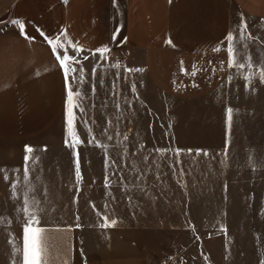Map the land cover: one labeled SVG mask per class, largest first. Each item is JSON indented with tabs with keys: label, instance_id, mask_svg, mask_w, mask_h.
<instances>
[{
	"label": "crops",
	"instance_id": "obj_1",
	"mask_svg": "<svg viewBox=\"0 0 264 264\" xmlns=\"http://www.w3.org/2000/svg\"><path fill=\"white\" fill-rule=\"evenodd\" d=\"M12 21L23 23L24 34ZM236 73L264 76V0H0V187L7 207L0 224L15 229L10 235L24 236L29 221L43 229L42 212L26 208L37 201L27 199L31 188L42 187L36 138L64 114L112 118L111 135L89 119L90 141L82 147L114 154L115 179L85 180L90 209L65 217L91 221L56 222L54 233L92 236L96 248L86 264L161 261L149 236L169 235L179 229L171 218L188 216L171 213L172 201H185L171 197L188 187L228 186L230 156L251 146L242 118L261 112L233 100ZM107 189L122 208L113 214L101 206ZM107 234L118 245L101 243ZM129 234L131 244H124L120 236Z\"/></svg>",
	"mask_w": 264,
	"mask_h": 264
},
{
	"label": "rangeland",
	"instance_id": "obj_2",
	"mask_svg": "<svg viewBox=\"0 0 264 264\" xmlns=\"http://www.w3.org/2000/svg\"><path fill=\"white\" fill-rule=\"evenodd\" d=\"M232 81L236 104H244L252 114L261 112V118H242L245 132L250 131L251 146L237 147L235 154L230 156L233 162L230 164L232 170L228 186L188 187L185 188L186 194L182 192L179 196L171 197L172 200L186 201H172L171 213L177 210L190 217L171 218V223L179 224V229L172 227L169 235L149 236L150 244L163 256L155 264H264V76L236 73ZM259 102L261 105H258ZM89 119H94L98 133L106 131L111 135L112 118H65L64 114L35 139L42 146L41 153L37 155L43 167L42 187L41 192L40 187L31 188L33 193L27 199L37 201L27 203L26 208L36 209L43 214L40 236L42 264H86L85 256L88 258L90 249L96 248L90 243L92 236L82 234L77 229L71 234L54 233L56 222L91 221L65 217L67 211L82 215L83 211L90 209L88 196L91 194L87 190L89 187L83 184L85 180L102 177L115 179L114 154L103 156L83 152L82 146L90 141L86 137L92 126ZM127 119L123 118V125L125 132L129 133ZM105 141L112 142L113 138L107 137ZM104 158L107 160L106 166L102 164ZM130 172L129 163H124L123 178L130 177ZM3 193L0 187V212L7 209ZM105 195L107 203L101 206H106L108 213L122 209L117 207L113 190L107 189ZM98 205L94 204L93 207ZM127 210L124 205V213ZM4 221L0 219V223ZM14 230L0 224V264H23L24 236L10 235ZM120 237L124 244H131L133 236L130 234ZM99 238L108 248L118 245L114 235H101Z\"/></svg>",
	"mask_w": 264,
	"mask_h": 264
},
{
	"label": "snow or ice",
	"instance_id": "obj_3",
	"mask_svg": "<svg viewBox=\"0 0 264 264\" xmlns=\"http://www.w3.org/2000/svg\"><path fill=\"white\" fill-rule=\"evenodd\" d=\"M12 23L17 24L19 23L20 25V31L22 34H24V25L22 22H18V21H12ZM41 35H43V33H41ZM226 39L231 42L232 40V34L229 33V35L226 37ZM49 43H52L51 40H49ZM170 43V41H169ZM101 52V54H103V52H106L107 49H101L99 50ZM59 59V57H58ZM70 58L65 55L63 57V59L60 60L61 66L62 68H64L65 73L67 75V72L70 71L71 69H68L67 67H65L64 65V61L69 60ZM85 59H87V57H85ZM129 71H139V69H130ZM78 95V94H77ZM69 99L71 100V93H69ZM229 114L231 113V109H228ZM69 124L71 126V121H69ZM76 142L78 143L79 141L76 140ZM68 143V141H66V144ZM32 149L28 146H26V152H31ZM27 159V157H26ZM77 176H79V170L77 169ZM7 179V177H6ZM31 223L32 221H29V223L24 227V242H25V247H24V252H23V264H42V258H41V253L43 251L42 247H41V241H40V236L42 233L41 229H33L31 227ZM116 223L115 220L111 221L110 225H101L102 227L104 226H112Z\"/></svg>",
	"mask_w": 264,
	"mask_h": 264
},
{
	"label": "built area",
	"instance_id": "obj_4",
	"mask_svg": "<svg viewBox=\"0 0 264 264\" xmlns=\"http://www.w3.org/2000/svg\"><path fill=\"white\" fill-rule=\"evenodd\" d=\"M123 63H124V62H123L122 59L117 60V64H118V65H122Z\"/></svg>",
	"mask_w": 264,
	"mask_h": 264
}]
</instances>
